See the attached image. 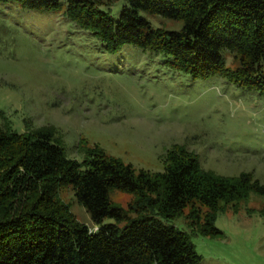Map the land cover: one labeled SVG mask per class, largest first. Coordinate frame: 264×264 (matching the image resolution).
<instances>
[{"label": "rangeland", "instance_id": "rangeland-1", "mask_svg": "<svg viewBox=\"0 0 264 264\" xmlns=\"http://www.w3.org/2000/svg\"><path fill=\"white\" fill-rule=\"evenodd\" d=\"M59 1L57 10L0 1V126L19 133L53 127L67 157L78 161L98 146L136 170L155 172L170 158L188 156L204 171L231 177L251 172L264 184V93L233 81L239 65L233 52H224L226 70L195 78L162 53L131 44L106 49L68 17L67 0ZM92 1L114 18L127 4ZM140 13L153 28L182 26L181 20ZM56 196L78 222L97 227L70 186L58 185ZM109 198L126 209L136 196L114 188ZM261 205L254 194L237 208L225 205L214 221L221 234L192 231L190 205L172 222L190 235L199 264H264ZM195 206L202 223L207 208Z\"/></svg>", "mask_w": 264, "mask_h": 264}, {"label": "trees", "instance_id": "trees-1", "mask_svg": "<svg viewBox=\"0 0 264 264\" xmlns=\"http://www.w3.org/2000/svg\"><path fill=\"white\" fill-rule=\"evenodd\" d=\"M0 1L38 10L61 6L59 0ZM126 1L117 18L92 0H67L66 13L106 49L131 44L162 53L195 78L226 70L224 52H233L239 63L233 81L264 93V0ZM141 11L182 26L153 28ZM58 185L71 187L95 229L57 199ZM114 188L135 201L126 209L115 206L109 198ZM250 194L262 197L264 215V184L251 172L218 175L188 156L170 158L162 171L136 170L98 146L78 161L67 157L53 127L19 133L0 126V264H199L190 235L172 221L190 205L192 231L221 234L216 213L228 204L237 208ZM195 204L207 208L202 223Z\"/></svg>", "mask_w": 264, "mask_h": 264}]
</instances>
